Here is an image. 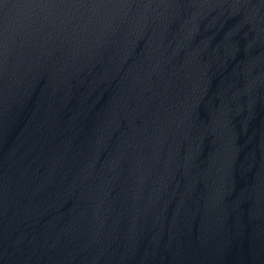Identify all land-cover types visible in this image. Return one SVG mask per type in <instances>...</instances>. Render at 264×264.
Masks as SVG:
<instances>
[{
  "label": "water",
  "instance_id": "water-1",
  "mask_svg": "<svg viewBox=\"0 0 264 264\" xmlns=\"http://www.w3.org/2000/svg\"><path fill=\"white\" fill-rule=\"evenodd\" d=\"M0 264H264V0H0Z\"/></svg>",
  "mask_w": 264,
  "mask_h": 264
}]
</instances>
